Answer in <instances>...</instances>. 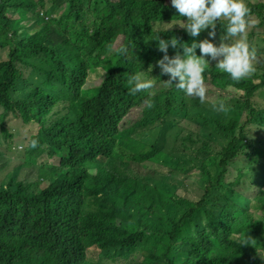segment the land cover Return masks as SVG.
Wrapping results in <instances>:
<instances>
[{
  "label": "trees",
  "instance_id": "1",
  "mask_svg": "<svg viewBox=\"0 0 264 264\" xmlns=\"http://www.w3.org/2000/svg\"><path fill=\"white\" fill-rule=\"evenodd\" d=\"M245 2L264 23V0ZM179 20L171 0H0V264H264V104L254 99L264 100V45L247 34L256 72L240 82L206 57L205 84L228 94L227 113L178 103L175 81L156 66L155 26ZM227 23L218 21L214 44ZM160 35L193 39L179 25ZM139 73L154 87L130 95L128 77ZM159 94L140 125L122 128ZM191 107L223 117L210 116L220 144L165 120ZM9 117L37 124L21 148ZM157 165L195 174L197 194L167 185Z\"/></svg>",
  "mask_w": 264,
  "mask_h": 264
},
{
  "label": "clouds",
  "instance_id": "2",
  "mask_svg": "<svg viewBox=\"0 0 264 264\" xmlns=\"http://www.w3.org/2000/svg\"><path fill=\"white\" fill-rule=\"evenodd\" d=\"M171 5L177 10L180 20L176 23H166L167 27L155 26L157 48L163 53L156 66L161 75L168 76L169 84L175 81L178 90L204 103L207 87L203 74L209 66V59L206 57L216 61L215 67L228 73L235 82L251 77L256 72V50L250 46L247 34L259 21L252 17L251 9L245 0H171ZM222 19L228 23L218 45L210 39H196L204 30H208V36L215 39L217 23ZM174 25H179L193 38L190 44L178 41L175 37L167 40L161 38L160 34L170 32ZM170 46L180 50L169 56ZM128 84L130 95L154 87V81L146 79L142 73L128 77ZM147 106L151 108L153 105L149 101ZM212 108L216 112L229 111V106L224 101L213 103ZM37 144L38 141L32 140L30 147L35 148ZM249 238L250 236L246 235L240 245L248 244Z\"/></svg>",
  "mask_w": 264,
  "mask_h": 264
},
{
  "label": "rangeland",
  "instance_id": "3",
  "mask_svg": "<svg viewBox=\"0 0 264 264\" xmlns=\"http://www.w3.org/2000/svg\"><path fill=\"white\" fill-rule=\"evenodd\" d=\"M250 2H259V1H263V0H248ZM25 18H21V21H24ZM256 19V18H255ZM20 24H22V22H17V25L19 26V28L21 27ZM253 35L251 36V40L253 42V44L255 46L258 45H264V23H262L261 25H259L258 23L252 27L249 31V33H252ZM207 39H210L213 42V39L211 37H209L207 35ZM119 40L116 42L118 43ZM5 50H0V56L4 57L5 55ZM93 80H95V78H90L89 79V83L93 82ZM97 82V81H96ZM159 86V88H162V85H157ZM207 87V93H206V101L211 102L212 104L215 102H219V101H227L229 100V96L227 93H220L218 90L208 87V85L206 84ZM163 91V90H162ZM161 91V92H162ZM160 92V91H159ZM177 100V102L179 103L180 100L182 99L183 102H187L190 101L191 98L194 100H197L198 102L199 99L198 98H193L190 96H187L184 92L176 89V93L173 94ZM161 94L157 95L156 97H152V99L148 100L147 102H145L142 106L133 108L129 115L126 117V119L124 120V123L122 125V128H124L126 131H130L132 130L135 126V122H138L137 124L140 125L141 124V120L143 117V109L144 108H149L148 102L150 101L152 104H157V99L161 102ZM255 101L258 104H264V100L260 97V95H258V97H254ZM213 116L214 121H219V120H223V117L220 115H216L214 112L211 111H203L201 108H196V107H191L187 110H183L181 112L176 111L174 113H171L170 117L166 118L165 120L169 119L168 121L173 122V124L175 126H178L177 130H197L198 133H203V134H213L215 135V131H217V124L210 119V116ZM146 124H149V119L152 117L151 113H146ZM229 120H225L224 123H221L219 126H224L226 124H228ZM8 124L10 129H12L14 137L13 139L16 140V147L17 148H21L22 145L27 142V140L29 139V137L31 135H34L37 131V124L34 122H30V123H23L20 120H18L17 118H13V117H9L8 118ZM161 123H158V120L155 121L154 120V125L151 127H147L151 131V137L150 140L153 141V139L156 137L157 132L159 131V125ZM141 129H145V126H140ZM174 134V129L173 128H169L166 132V134L161 138L160 142L163 146H168L170 144V138L171 136ZM213 137V136H212ZM211 137V138H212ZM223 138H220L218 136L215 135V137H213V140H215V142H217L218 144H220V142L222 141ZM224 142V140H223ZM187 145H190V143H186ZM21 150V149H20ZM3 154V153H1ZM16 158V157H14ZM11 158L8 160L10 161ZM158 168L156 171L155 169H153V172L155 171V175L156 176H168V174H170V177L167 180V185L168 184H173L175 183L180 191L181 194L183 195H189L190 197H193L197 194L198 189H197V185H196V178H195V174L190 175L187 171L184 172V170L182 171H178L176 169H170L168 166L163 165L162 167L157 165ZM26 171H28L29 175L35 176V172L33 170H31L29 167H27L25 169ZM258 170H261V167H258ZM24 174V173H23ZM22 176V174H21ZM240 190V189H239ZM241 192H245L243 190H240ZM245 193H249V192H245ZM254 210V209H253ZM259 218L261 219V221H264V216L262 214H258ZM243 234V232L241 234H238V236H241ZM95 253L93 251L88 252V256H94Z\"/></svg>",
  "mask_w": 264,
  "mask_h": 264
}]
</instances>
